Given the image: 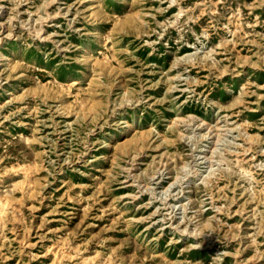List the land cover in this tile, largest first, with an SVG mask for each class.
<instances>
[{
  "label": "rangeland",
  "instance_id": "rangeland-1",
  "mask_svg": "<svg viewBox=\"0 0 264 264\" xmlns=\"http://www.w3.org/2000/svg\"><path fill=\"white\" fill-rule=\"evenodd\" d=\"M0 264H264V0H0Z\"/></svg>",
  "mask_w": 264,
  "mask_h": 264
},
{
  "label": "bare ground",
  "instance_id": "bare-ground-1",
  "mask_svg": "<svg viewBox=\"0 0 264 264\" xmlns=\"http://www.w3.org/2000/svg\"><path fill=\"white\" fill-rule=\"evenodd\" d=\"M244 8H245V7H244ZM172 9H173V8H172ZM48 15H49V14H48ZM34 22H35V21H34ZM232 22H233V21H232ZM68 24H69V23H68ZM88 28H89V27H88ZM37 36H38V35H37ZM125 39H126V38H125ZM108 52H109V51H108ZM204 55H205V54H204ZM204 55H203V56H204ZM182 59H183V58H182ZM250 64H251V63H250ZM175 67H176V66H175ZM204 68H205V67H204ZM163 70H164V69H163ZM99 75H100V74H99ZM166 75H167V74H166ZM176 75H177V74H176ZM171 76H172V75H171ZM167 77H168V76H167ZM237 84H238V83H237ZM32 96H33V95H32ZM174 117H175V116H174ZM176 117H177V116H176ZM189 117H190V116H189ZM184 118H185V117H184ZM201 118H202V117H201ZM213 119H214V118H213ZM209 122H210V121H209ZM171 123H172V122H171ZM201 123H202V122H201ZM237 125H238V124H237ZM131 126H132V125H131ZM134 127H135V126H134ZM182 127H183V126H182ZM224 127H226V126H224ZM219 128H221V126H220ZM221 129H222V128H221ZM132 130H133V129H132ZM199 131H200V130H199ZM181 132H182V131H181ZM201 132H202V131H201ZM244 133H245V132H244ZM207 135H209V134H207ZM214 137H215V136H214ZM215 140H216V139H215ZM213 148L215 149V147H213ZM213 148H212V149H213ZM212 149H211V150H212ZM230 149H231V148H230ZM211 150H210V151H211ZM238 157H239V156H238ZM242 157H243V155H242ZM242 157H241V158H242ZM208 159H209V158H208ZM208 159H207V160H208ZM204 160H205V158H204ZM169 184H170V183H169ZM2 208H3V207H2ZM251 257H252V256H251Z\"/></svg>",
  "mask_w": 264,
  "mask_h": 264
}]
</instances>
